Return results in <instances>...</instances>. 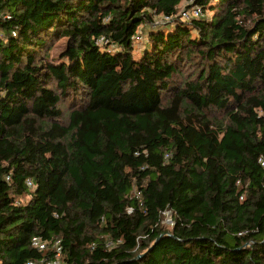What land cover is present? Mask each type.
<instances>
[{
    "label": "trees",
    "instance_id": "1",
    "mask_svg": "<svg viewBox=\"0 0 264 264\" xmlns=\"http://www.w3.org/2000/svg\"><path fill=\"white\" fill-rule=\"evenodd\" d=\"M262 157L264 0H0V264H264Z\"/></svg>",
    "mask_w": 264,
    "mask_h": 264
},
{
    "label": "built area",
    "instance_id": "2",
    "mask_svg": "<svg viewBox=\"0 0 264 264\" xmlns=\"http://www.w3.org/2000/svg\"><path fill=\"white\" fill-rule=\"evenodd\" d=\"M182 18L184 19H191L193 17L198 18L203 15L202 10L199 7H193L191 10H183L181 12ZM259 163L261 167L264 169V158L259 159ZM9 179V178H8ZM29 187L32 186V182L29 180L27 181ZM165 214L172 215L171 212H166ZM171 218V217H170ZM170 221L171 225H174L173 217ZM239 235H242L239 234ZM114 245L113 242H110L108 246ZM32 246L36 248L39 252L50 253V256L44 257L42 260H31L27 264H69L63 260V246L60 239H55L53 244L50 245L46 241H43L39 237H35L32 240Z\"/></svg>",
    "mask_w": 264,
    "mask_h": 264
},
{
    "label": "rangeland",
    "instance_id": "3",
    "mask_svg": "<svg viewBox=\"0 0 264 264\" xmlns=\"http://www.w3.org/2000/svg\"><path fill=\"white\" fill-rule=\"evenodd\" d=\"M185 7H186V3H183L182 4V6H181V9H180V13L185 9ZM158 21H160L159 19H158ZM142 42V41H141ZM60 44H62V43H60ZM60 46V45H59ZM60 50V47H56L53 51H52V53H51V55H54V54H56L58 51ZM187 69V68H186ZM187 71H193V68H189V69H187ZM188 73V72H187ZM173 217V214L172 215H169V214H163V216H162V223H163V225L165 226V227H167L168 229H171V227H172V225H171V223H170V221L172 220L171 218Z\"/></svg>",
    "mask_w": 264,
    "mask_h": 264
}]
</instances>
